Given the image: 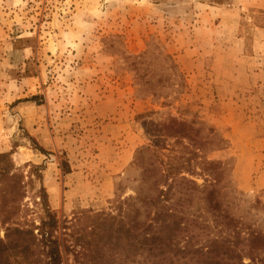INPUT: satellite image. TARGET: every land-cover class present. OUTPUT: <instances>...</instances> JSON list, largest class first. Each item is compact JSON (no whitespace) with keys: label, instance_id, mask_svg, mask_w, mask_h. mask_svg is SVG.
Masks as SVG:
<instances>
[{"label":"rangeland","instance_id":"374dc122","mask_svg":"<svg viewBox=\"0 0 264 264\" xmlns=\"http://www.w3.org/2000/svg\"><path fill=\"white\" fill-rule=\"evenodd\" d=\"M180 11L164 0H0V154L24 177L20 225L46 217L41 186L60 224L120 200L125 220L136 208L141 220L159 176L180 174L195 190L176 182L167 204L187 230L257 234L258 259L243 262L264 261V9ZM224 214L237 226L221 229Z\"/></svg>","mask_w":264,"mask_h":264},{"label":"trees","instance_id":"16d2710c","mask_svg":"<svg viewBox=\"0 0 264 264\" xmlns=\"http://www.w3.org/2000/svg\"><path fill=\"white\" fill-rule=\"evenodd\" d=\"M37 177L41 179L39 173ZM23 178L14 168L10 153H1L0 230L4 234L0 237V264H64L68 257L73 264H126L129 255L137 257L139 264H250L258 259L251 254L260 245L257 234L243 237L225 232L199 238L187 230L177 205L167 204L176 182L190 184L195 190V182L180 174L159 176L164 188L158 189L156 196L143 198L146 215L141 220L139 208L133 218L125 220V200H120L114 212L89 210L60 224L41 186L39 197L46 217L34 227L20 225L15 219L26 192ZM206 191L209 208L219 212L221 203L215 190ZM223 216L226 219L221 229L237 226L227 214ZM244 241H249L248 251L243 249ZM245 256L250 263L243 262ZM257 261L264 262L260 258Z\"/></svg>","mask_w":264,"mask_h":264},{"label":"crops","instance_id":"0c3cea01","mask_svg":"<svg viewBox=\"0 0 264 264\" xmlns=\"http://www.w3.org/2000/svg\"><path fill=\"white\" fill-rule=\"evenodd\" d=\"M173 2V4L171 3ZM232 3V8L231 9V4L223 5V4H217V5H211L212 3H201L199 0H169V6L174 5V6H179L180 12L185 13L186 15L192 14L199 12L200 10H209V12H212V14H215L216 12L218 14L220 13H234V10L237 9V16L241 14V11L243 9H247L248 7L251 6H256L261 9H264V0H233L231 1ZM166 3V4H168ZM165 4V6H167ZM226 6V7H225ZM240 7L242 9H240Z\"/></svg>","mask_w":264,"mask_h":264},{"label":"flooded vegetation","instance_id":"af4514ba","mask_svg":"<svg viewBox=\"0 0 264 264\" xmlns=\"http://www.w3.org/2000/svg\"><path fill=\"white\" fill-rule=\"evenodd\" d=\"M167 1L169 2V0H164V6H165L166 3H168ZM171 3L173 4V2H171ZM168 4H166V5H168Z\"/></svg>","mask_w":264,"mask_h":264}]
</instances>
